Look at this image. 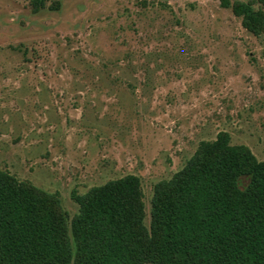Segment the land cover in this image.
Returning <instances> with one entry per match:
<instances>
[{
    "label": "rangeland",
    "instance_id": "374dc122",
    "mask_svg": "<svg viewBox=\"0 0 264 264\" xmlns=\"http://www.w3.org/2000/svg\"><path fill=\"white\" fill-rule=\"evenodd\" d=\"M31 2L0 0V168L69 219L136 174L149 226L155 184L220 131L264 160V33L221 0Z\"/></svg>",
    "mask_w": 264,
    "mask_h": 264
},
{
    "label": "trees",
    "instance_id": "16d2710c",
    "mask_svg": "<svg viewBox=\"0 0 264 264\" xmlns=\"http://www.w3.org/2000/svg\"><path fill=\"white\" fill-rule=\"evenodd\" d=\"M221 3L264 33V0ZM72 198L79 210L69 219L57 193L0 168V264H264V160L227 131L155 184L149 226L136 174Z\"/></svg>",
    "mask_w": 264,
    "mask_h": 264
}]
</instances>
